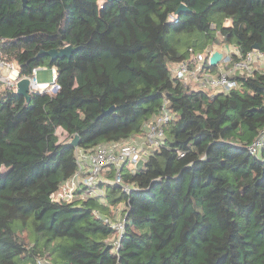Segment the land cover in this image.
I'll use <instances>...</instances> for the list:
<instances>
[{
	"label": "trees",
	"instance_id": "obj_1",
	"mask_svg": "<svg viewBox=\"0 0 264 264\" xmlns=\"http://www.w3.org/2000/svg\"><path fill=\"white\" fill-rule=\"evenodd\" d=\"M181 3L189 11L176 13ZM219 41L264 54V0H0V49L21 75L55 67L59 86L27 101L0 83V264H264V145L247 149L264 130V70L234 72L228 91L171 76ZM67 44L68 57L38 55ZM163 99L174 114L163 145L120 168L129 193L106 187L109 203L128 205L113 251L93 211L105 205L49 194L75 172L78 148L142 133Z\"/></svg>",
	"mask_w": 264,
	"mask_h": 264
},
{
	"label": "built area",
	"instance_id": "obj_2",
	"mask_svg": "<svg viewBox=\"0 0 264 264\" xmlns=\"http://www.w3.org/2000/svg\"><path fill=\"white\" fill-rule=\"evenodd\" d=\"M214 49L206 48L203 52L193 53L189 60L184 59L176 62L171 67L173 79L181 80L184 84L193 82L197 87L206 89H220L228 91L237 86V82L231 75L237 73H251L256 69V60L264 57V54L256 48L250 49L243 54H237L236 59L223 53L217 69L211 71L207 64L208 57ZM222 63L229 65L222 66ZM45 65L33 66L30 73L21 75L18 64L7 58V55L0 49V83L4 88L16 91V83L20 78H28L29 92L52 93L58 89L55 81L57 71L51 67L52 82H39L36 79V72ZM174 118L173 112L168 107L167 99H163L159 110L143 124V132L133 137L101 143L93 149L76 150V170L72 176L62 182L58 188L49 194V200L53 203L79 202L88 198L97 199L108 208L107 213H94L106 223L112 230L111 234L104 239L105 243L117 251L120 239L124 233L127 201L109 203L106 187L108 184H118L122 191L129 193L130 185L123 182L120 168L128 165L129 170H134L140 161H145L149 154L160 148L165 139V127ZM264 145V130L261 131L247 146L249 153L257 155ZM182 154V153H180ZM114 171L109 177L106 173ZM105 175H103V173ZM32 264H52L44 256H36Z\"/></svg>",
	"mask_w": 264,
	"mask_h": 264
},
{
	"label": "water",
	"instance_id": "obj_3",
	"mask_svg": "<svg viewBox=\"0 0 264 264\" xmlns=\"http://www.w3.org/2000/svg\"><path fill=\"white\" fill-rule=\"evenodd\" d=\"M108 1H112V0H108ZM22 6L25 7L27 6V0H22ZM184 11H189V9L186 7V5L184 3H181L177 10L176 13H181ZM253 48H258L257 44L254 43ZM75 50V47H72L71 45L67 44L64 45L62 47L59 48H51V49H47V50H40L38 52V55H48L50 57L51 60L56 59L57 57H63V56H70L71 52ZM223 56V52L220 50H213L212 53L209 55L208 57V62L211 65H216ZM28 78L23 77L20 78L17 83H16V92L22 96H24L26 98V100L28 101L30 99V94H29V90H28ZM113 109L112 106H110L108 109H106L104 112H109ZM70 144L77 146L79 143V138L78 135L75 134L71 139H70Z\"/></svg>",
	"mask_w": 264,
	"mask_h": 264
},
{
	"label": "rangeland",
	"instance_id": "obj_4",
	"mask_svg": "<svg viewBox=\"0 0 264 264\" xmlns=\"http://www.w3.org/2000/svg\"><path fill=\"white\" fill-rule=\"evenodd\" d=\"M220 39H222L221 36H219ZM212 49L214 50H220L222 51L224 54L226 55H230L231 52L234 51V46L232 45H226L225 43H223L222 41H219L218 43L216 44H213L211 46ZM207 63V62H206ZM221 64V63H220ZM226 63H222V66H225ZM227 65H229V63H227ZM207 66V64H206ZM255 66L257 69H260V70H264V57L256 60L255 62ZM36 79L37 81L39 82H52V73H51V68L47 65H45L43 68H39L36 72ZM190 84H193V82H189ZM196 85L193 84V87H195ZM210 91H214L215 89H209ZM216 90H219V89H216ZM57 133L59 135V138L61 141H64V140H69V137L67 136V134L61 130V129H57ZM143 162L140 161L138 163V166H142ZM126 168H128L129 166L128 165H125ZM106 172L103 173V175H105Z\"/></svg>",
	"mask_w": 264,
	"mask_h": 264
},
{
	"label": "crops",
	"instance_id": "obj_5",
	"mask_svg": "<svg viewBox=\"0 0 264 264\" xmlns=\"http://www.w3.org/2000/svg\"><path fill=\"white\" fill-rule=\"evenodd\" d=\"M229 23H230V21L226 20L225 24H229ZM215 91H220V89L219 90H215ZM106 175L108 176V172L106 173Z\"/></svg>",
	"mask_w": 264,
	"mask_h": 264
}]
</instances>
